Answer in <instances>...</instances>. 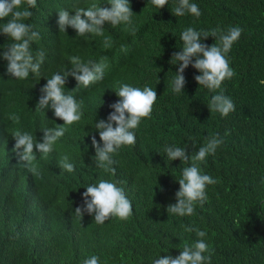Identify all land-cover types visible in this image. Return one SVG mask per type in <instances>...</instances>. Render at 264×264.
I'll return each mask as SVG.
<instances>
[{"label": "trees", "instance_id": "1", "mask_svg": "<svg viewBox=\"0 0 264 264\" xmlns=\"http://www.w3.org/2000/svg\"><path fill=\"white\" fill-rule=\"evenodd\" d=\"M190 2L198 5L199 18L174 16L178 0H168L162 9L150 0H129L131 25L113 28L106 22L104 36L81 37L71 27L59 32L58 12L74 15L92 3L110 7L108 0H37L23 22L39 33L32 54L42 50L45 59L40 76L30 73L24 80L8 74L2 54L13 41L0 33V264H83L92 255L99 264H153L159 256H178L184 242L200 239L184 226L206 232L211 264H264V0ZM234 26L243 29L227 54L234 77L212 92L197 83L200 73L190 64L182 92L174 93L179 63L170 61L182 50V32L189 27L227 32ZM105 37L111 38V48H104ZM202 42L210 47L216 41L209 36ZM73 56L82 62L107 57L108 66L103 80L88 87L67 77L65 94L83 100V115L47 158L34 148L42 178L37 177L19 161L11 134L18 129L43 142L45 128L63 124L50 104L42 110L36 105L47 79L71 71ZM125 83L153 88L157 100L151 118L135 130V145L113 155V176L97 167L92 137L103 146L95 123L107 121L111 105L120 99L115 91ZM216 94L229 97L235 111L226 117L211 113L207 105ZM13 114L19 123L9 119ZM216 134L222 144L200 168L218 182L207 186V200L203 207L196 205L194 215H168L167 207L177 202L182 169L191 161H169L165 146L187 148L192 155ZM64 156L73 172L60 167ZM101 179L124 190L132 205L129 219L97 224L86 211L82 218L76 215L77 207L84 208L85 187Z\"/></svg>", "mask_w": 264, "mask_h": 264}, {"label": "clouds", "instance_id": "2", "mask_svg": "<svg viewBox=\"0 0 264 264\" xmlns=\"http://www.w3.org/2000/svg\"><path fill=\"white\" fill-rule=\"evenodd\" d=\"M157 9L168 5V0H150ZM110 7H101L92 3L87 9L77 8L73 14L67 10L58 12L59 32H65L68 27L76 30L78 36L87 34L104 36V24L107 22L113 28L124 24H132L133 11L129 0H108ZM27 5V7H25ZM37 0H0V20L11 16V19L0 25V33L13 41L3 52V59L7 61V72L11 77L24 80L32 73L40 76L41 66L45 59L44 51H39L34 56L31 51V43L39 39V33L32 30V26L23 22L32 16L29 8H35ZM186 13L199 18L201 12L195 3L190 0H178V6L174 7L172 14L176 17ZM135 29H132L135 34ZM243 32L239 26L230 27L227 32L212 29L210 32H199L191 27L184 30L180 36L183 42L182 50L173 53L171 63H179L175 79L172 82V91L181 93L185 84L184 71L191 64L200 75L195 76L199 85L205 86L212 92L221 88L222 82L234 77V70L230 67L228 53L233 44L237 42ZM214 37L215 43L210 47L202 42L204 38ZM104 48L112 47L111 38L105 37ZM72 64L71 71L64 75L53 74L47 83L41 88L42 95L36 105L37 110H42L51 105L56 118L63 121L57 125L43 130V142H38L28 132L15 130L11 135L15 140L13 151L17 153L19 161L23 162L29 171L41 177L40 171L35 164L36 153L34 148L47 158L53 151L56 142L64 136L67 127H70L82 118L83 100L77 99L70 94H65L67 77L75 78L77 86L88 87L90 84L99 82L104 78L107 68V57H101L99 62L89 60L82 62L79 57L69 58ZM194 60V62H193ZM264 83V81H262ZM120 98L111 107L114 111L108 116L107 121L100 120L95 123V129L99 132L103 146L92 137V146L95 148V161L97 167L104 172L115 175L113 167L116 161L112 158L119 149L125 146H134L136 143L135 130L144 119H150L157 100V92L148 86L133 87L129 84H121L115 91ZM211 113L218 112L221 116H227L235 111L233 101L223 94L211 97L207 105ZM15 123H19L18 115L9 117ZM115 125V127H114ZM222 144L219 135H213L207 139L203 146L199 147L195 154L189 155L187 148L177 146H165L164 152L169 161L179 159L182 163L190 166L182 169V176L178 180L179 190L176 192L177 202L167 207V213L179 216H192L195 207L207 200L206 188L218 181L210 175L204 174L200 164L206 161L209 155H215L217 148ZM60 167L68 172L74 171V165L68 161V157H62ZM42 178V177H41ZM83 193L84 208L77 207L76 215L82 218V212L94 215L97 224H104L112 217L127 220L132 215V205L126 197L124 190L115 183L101 179L98 184L89 185ZM186 232H195L200 239L189 244L184 242L180 254L159 256L153 264H211L212 251L204 242L205 231L198 228L184 226ZM208 253V255H205ZM83 264H99V257L92 255L83 261Z\"/></svg>", "mask_w": 264, "mask_h": 264}]
</instances>
